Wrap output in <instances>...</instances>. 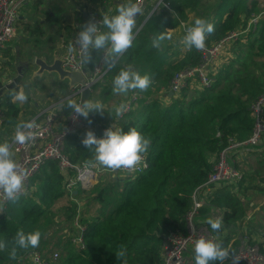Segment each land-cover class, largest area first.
I'll return each instance as SVG.
<instances>
[{"label":"trees","instance_id":"16d2710c","mask_svg":"<svg viewBox=\"0 0 264 264\" xmlns=\"http://www.w3.org/2000/svg\"><path fill=\"white\" fill-rule=\"evenodd\" d=\"M166 1L170 11L150 15L134 37L132 47L119 58L104 81L96 85L100 88L97 89L98 101L105 106V113H89L87 118L88 124L91 121L90 126L106 125L115 120L114 107L119 104L120 95L113 93L112 81L121 69L131 67L142 76L149 75L152 84L147 91L139 92L142 97L119 122V129L127 132L135 127L151 139L146 157L148 168L121 182L100 181L87 190L77 189L76 200L86 199L85 204L78 207L64 190L56 163L46 162L30 179L27 192L20 201L8 203L5 218L0 222V240L8 242L19 230L42 232L40 246L20 251L18 256L36 250L45 258L57 253L53 264H162L160 245L163 237L169 232H185V216L192 205L191 195L206 181L218 154L228 146L229 140L244 141L250 136L253 127L250 106L264 91V14L255 25L250 24V20L260 14L258 0ZM51 2L34 0L33 7L40 3L49 7ZM99 3L103 5V0ZM187 10L194 15L188 23ZM196 18H206L215 26L214 34L206 39V47L231 32L243 31L231 43L233 56L223 63L210 88L198 91L187 86L166 105L158 99L150 100L146 96L155 93L153 90L161 92L162 97L166 96L162 88L167 87L177 71L197 65L200 55L195 49L186 50L179 58L169 60L166 50L153 47L151 36L180 25V22H185L186 28L190 27ZM143 19L142 15L138 23L141 24ZM61 31L59 36L67 40L70 25H65ZM23 32L34 36L41 34L31 29L28 23L23 26ZM25 55L31 59L32 49H28ZM40 56L46 57L43 51ZM11 94L12 91L6 90L0 95L5 103L4 108L0 106L4 126L15 125L17 116L16 110L9 114L15 108ZM69 111L66 105L65 113ZM34 114L35 109L28 110L24 118L29 119ZM89 130L93 131V128L66 139L64 154L72 163L80 164L93 158V152L82 145ZM9 134L11 132L6 131L5 137L0 136V143L8 142ZM231 153L233 158L237 152ZM251 153L255 155L256 150L245 156L250 157ZM233 166L239 168V163ZM244 179H248V185L242 189L244 194L250 189L264 192V186L251 184L253 178L245 176L241 181ZM241 185L242 182L235 187L239 189ZM235 187L218 184L197 216L198 221L204 222L207 229L219 237L223 247L230 245L232 253L240 245V240L234 238L231 241L232 236L228 233L233 231L235 223L245 219L246 213L240 206L241 200L237 199L239 194L233 191ZM62 199L66 200L65 203L58 205ZM215 209L222 212L226 234L223 229L220 233L213 232L207 224L208 218L215 217ZM76 216L85 228L82 247L67 239L79 234L74 225ZM259 247L264 253L263 245L259 244ZM119 251L125 252L122 260L116 258L115 253ZM8 252V248L0 250V264H15L9 259Z\"/></svg>","mask_w":264,"mask_h":264},{"label":"built area","instance_id":"2783aa9c","mask_svg":"<svg viewBox=\"0 0 264 264\" xmlns=\"http://www.w3.org/2000/svg\"><path fill=\"white\" fill-rule=\"evenodd\" d=\"M31 0H0V62H3L2 53L12 41L15 34L16 22L19 20L20 13ZM133 3H138L143 9V23L148 17L156 12L162 10L170 11L166 0H133ZM264 14V1L260 6V14L250 20V24L255 25L260 17ZM140 16L139 14L137 17ZM102 20L95 13L88 14L87 22ZM142 23V24H143ZM134 33V37L140 30L141 25ZM100 31L103 32L104 26L101 24ZM82 24L77 23L71 29L70 36L62 43V67L65 70L78 72L84 78V83H75L69 88V95L64 100H59L55 104L47 106L37 111L32 117L26 120L30 122L35 120L37 127L33 129L35 139L32 143L27 145L13 144V152L15 160L21 165V168L27 172L26 192L30 179L38 173L40 168L48 161L56 163L59 174L63 178L64 190L69 194L72 201L78 204L75 194L77 189H89L97 180L106 173L111 174L110 171L100 167L87 168L86 162L72 163L64 154V145L66 139L70 135H77L83 133L89 128H93V132L97 138H103V133L106 129L113 125L114 129H119L121 118L133 109L137 101L142 97L138 91H132L128 97L122 102L128 106V111L120 117H116V121L111 125L105 126H90L87 119L83 117H76L72 110L65 113V108L68 100L81 102V94L88 90L93 93L94 87L103 81L107 73H109L119 62L114 64L111 69L107 68L102 61L97 59L93 64L86 66L80 63V53L77 48L75 52L69 53V44H74L79 31L82 30ZM239 32H231L218 42L210 47H205L199 52V61L197 65L185 67L177 71L170 79L166 89H162L163 93L171 92L172 94H179L187 86L195 88L198 91L208 89L211 87L216 73L223 65L221 52L228 48L231 43L239 36ZM97 56V53L93 58ZM4 68V67H3ZM3 70V69H2ZM1 70V71H2ZM250 116L253 120V127L250 136L244 141L229 140L228 146L219 154L217 160L213 164L212 171L207 176L206 181L199 185L192 193V205L185 216V232L174 231L166 234L160 245V254L162 264H188L186 253L193 252L195 241L201 237L206 239H213L220 243L219 237L211 233L204 222L197 220L198 212L204 205L210 193L218 184L229 185L231 182H239L243 178V174L233 166L231 159L232 151H242L244 153L264 150V91L254 100L250 106ZM3 124V113L0 107V128ZM100 129V131H99ZM15 134V133H14ZM14 134L9 143L12 142ZM147 167H141L136 171H119L116 174H125L134 177L146 171L148 168V161L146 158ZM113 174V173H112ZM111 175V176H117ZM2 202V199H0ZM5 212L0 213V222L5 218ZM74 225L79 230V234L74 237H67L77 245L82 247V234L85 228L78 222V216L74 219ZM230 248V245L227 246ZM235 256L239 259V264H264V253L260 251L258 243L249 237H244L242 243L236 248ZM57 253H54L50 259L43 257L39 251L32 250L18 256L19 264H53L56 260ZM228 260H232L229 258Z\"/></svg>","mask_w":264,"mask_h":264},{"label":"clouds","instance_id":"9594fccd","mask_svg":"<svg viewBox=\"0 0 264 264\" xmlns=\"http://www.w3.org/2000/svg\"><path fill=\"white\" fill-rule=\"evenodd\" d=\"M117 13L109 17L103 16L102 20L88 21L77 34L74 44H69L68 52L73 53L79 49L81 65L93 64L99 58L109 69L114 66L118 59L126 53L133 44L134 29L137 26V15L143 14V9L138 3L129 2L117 6ZM107 28L106 32L100 31V25ZM165 29L153 39V47H159L165 40H171L170 32ZM215 26L206 18H196L194 24L186 28V34L180 43L187 51L193 49L202 51L206 47V39L214 34ZM97 56L93 58L92 53ZM152 80L149 75H141L128 67L121 69L112 81V91L116 95L125 96L132 91H147ZM19 87V86H18ZM12 100L26 103L29 95L24 90L13 91ZM67 107L75 114L73 117H83L87 119L89 113L103 115L104 105L99 101L84 100L79 103L69 99ZM128 111V106L121 103L114 107L117 117ZM89 124L91 121L89 120ZM37 127L35 120L16 125L15 134L11 143H0V213L5 212L8 203L17 204L21 197L26 194L27 172L15 160L12 150L13 144L27 145L34 141L35 133L33 129ZM82 145L93 152V158L86 161V167L108 170L113 174L119 171H136L141 167H147L146 157L149 153L151 139L142 135L135 127L128 129H114L113 125L106 129L103 138H97L96 134L89 130L82 140ZM211 230L220 233L223 229L225 234L227 229L224 225L223 216L210 217L207 220ZM42 232L39 230L25 233L23 230L16 232L13 239L8 242L0 240V250L9 249L10 260H17L20 251L36 249L40 246ZM194 264H212L219 262L224 264L229 258L233 264H239L238 257L230 252L228 248L213 239L204 237L195 241ZM118 260L125 256L124 251L115 253Z\"/></svg>","mask_w":264,"mask_h":264},{"label":"rangeland","instance_id":"374dc122","mask_svg":"<svg viewBox=\"0 0 264 264\" xmlns=\"http://www.w3.org/2000/svg\"><path fill=\"white\" fill-rule=\"evenodd\" d=\"M51 1H52L51 5L49 7L43 5V3H40L37 4L36 5L37 8H35L36 6L33 7L34 0H31L30 3H28V5L26 6V8H24L20 13V17L22 20L21 19L17 20L14 38L10 42V47L19 45L17 54L20 60L14 61L12 59L13 52L10 48L2 53L4 59L3 62H0V72L3 69V67H5V65L7 67L6 62L7 63L9 62L11 67L10 68L11 76L9 77L11 81L10 85L12 87L11 91L12 92L14 91L15 85L16 86L19 85L18 91L22 89L29 95V100L26 103L12 101L15 105V108L11 109L9 114H13L15 110L17 111V116L14 122L16 125L26 122L27 119L24 117L26 116V112L28 110L37 109L36 111H39L47 106H50V104H53L56 101L66 99L69 95V88L67 81L60 82L58 80L57 75L53 73L43 72L41 75L35 76L34 73L36 72L37 69L33 68L30 65L31 67L29 68V70L26 69L24 73H22V77H20L19 75L20 74L19 65L21 63L20 61L28 60V57H26L25 55V52H27L28 49H32L33 57L34 56L41 57L40 55L42 54V51L48 52L49 49L52 50V53H49V59H51L52 55H54L56 52L60 56L62 55L61 45L64 41V36L62 37L59 36V32L63 29L65 25L69 24L70 17L72 14L71 13L72 9H74L76 5L84 4L83 0H75V1L51 0ZM86 1L87 3H89V5L91 4L93 5L91 1L88 0ZM90 8L92 7H88L87 9ZM45 11L48 12V16L45 14ZM48 17L52 19L47 20ZM188 22L189 21H187L186 23ZM27 23L31 26V29H34V31H37L38 33L41 34H37L34 36V34L24 33L23 26ZM178 28L180 31L177 32L175 31L173 34H171L172 39L165 40V44H163L164 47H169L168 45H170L171 43L172 45H174L173 47L170 46V48H168L169 49L168 55L172 57H173L172 54L177 55V53H180L182 51L183 45L179 43V41L186 34L185 24L179 25L176 29ZM60 33L62 34L64 32L61 31ZM230 46L221 52V58L225 61L229 57L228 51H230L229 49ZM22 47H24V49H22ZM172 49H174V51ZM17 54H15V56ZM225 61H223L222 63H224ZM97 89L100 88L99 87L97 88V86H95L92 93V97L96 101H98ZM0 106L2 108H4L5 106L3 98L0 99ZM3 130H6V126H4ZM2 137H5V134ZM9 139L10 138L8 137V140ZM231 159L232 161L236 160L237 163H239V168L237 169L241 173L243 174L246 173V175H250L254 179L253 182H251V184H258L260 186H264V183L261 184L260 181L258 180L264 177V156L261 155L258 158L253 155L252 157H245L244 161H241L243 159H241L238 155V157H236L235 159L233 158ZM249 164H251V166H249ZM111 175H117V174L106 173L103 176H101V178L98 179L96 183L100 181L105 182L107 180L108 181L118 180L121 182L123 181V179L131 178V176L125 174H118L117 176H111ZM240 182H242V185H241V190L240 188L239 190L240 192H242L243 187L248 185V180H243V181L240 180ZM240 182H231L229 183V185L231 187H235ZM237 199L241 200L240 206L243 209L244 213L247 212V214L245 213L246 214L245 218L249 219L248 223H246L243 226L242 225L240 226L244 227L245 231H248V234L251 238H255L253 239L254 243L261 244L258 242V240L260 239L264 240V192L259 193L258 191L250 189L246 194H244L243 192L242 194L240 193V196L237 197ZM65 201L66 200L62 199L61 201H59L58 205H60V203H65ZM85 201L86 199L84 198L82 200L78 199V204H77L78 207L83 206L85 204ZM41 255L43 254L41 253ZM54 261L55 260H53L52 262ZM3 264H11V263L5 262ZM15 264H19L18 260H15Z\"/></svg>","mask_w":264,"mask_h":264},{"label":"crops","instance_id":"0c3cea01","mask_svg":"<svg viewBox=\"0 0 264 264\" xmlns=\"http://www.w3.org/2000/svg\"><path fill=\"white\" fill-rule=\"evenodd\" d=\"M75 1V0H74ZM84 1V4H82V5H76L75 7H74V9H72V14H71V17H70V22H69V25H70V29H73V26L75 25V24H77V23H81L82 24V27L87 23V18H88V14H90V13H95V14H97L99 17H101V19L103 18V16H105V15H108L109 17H111V16H113V15H116V14H118L117 13V6L118 5H121V4H123V3H125V4H127V3H129V2H132L133 3V0H103V5L101 4V3H99V0H95V2H92L93 3V5L91 4V5H89V3H87V1L86 0H83ZM263 1L264 0H258V8H260V6H261V4L263 3ZM88 7H92V8H90V9H87ZM186 13H185V15L187 16V19H188V21L190 22L192 19H193V17H194V15H193V13H191V12H189L188 10L187 11H185ZM144 14V13H143ZM142 14V15H143ZM142 15H140V16H138L137 17V26H136V28L134 29V33L137 31V29L139 28V26H140V24L138 23V21L142 18ZM173 17H174V19L177 17L175 14L173 15ZM143 23V22H142ZM141 23V24H142ZM183 24H185V26H186V23L185 22H180V25H183ZM144 25V23L141 25V27H140V30H141V28H142V26ZM179 26V24L177 25V26H175V27H173V28H169L168 30H172L171 32H170V35L171 34H173L175 31L177 32V31H180L179 30V28L178 29H176L177 27ZM176 29V30H175ZM139 30V31H140ZM107 31V28L106 27H104V29H103V32H106ZM138 31V32H139ZM155 37L156 35H152L151 36V38L152 37ZM151 43H152V45H153V42H152V40H151ZM174 43H176V42H174ZM179 43H180V41H179ZM12 44V43H11ZM163 44H165V41H163L162 43H161V45L159 46V47H155L156 49H158V50H161V51H167V54H168V48H170V46L171 47H173L174 45H172V43L170 44V45H168L169 47H164V45ZM16 46H18V45H16ZM11 49L12 50V52H13V55H14V53L15 54H17V52L14 50V47L12 46V47H10V43L8 44V46H7V48L4 50V51H6L7 49ZM230 49V48H229ZM173 51H174V49H172ZM186 50L184 49V46H183V48H182V51L180 52V53H177V55H174V54H172L173 55V57L172 56H170L169 57V60H171V59H176V58H179L180 56H182V54L185 52ZM232 51L230 50V51H228V56L229 57H232L233 56V54L231 53ZM92 55L93 56H95L96 55V52H93L92 53ZM7 63V62H6ZM220 66H222V65H220ZM103 81H104V79H103ZM102 81V82H103ZM101 83V82H100ZM68 84V83H67ZM166 87V86H165ZM2 88L3 87H1L0 86V89H1V91H0V95H1V93L3 92L2 91ZM154 89V88H153ZM162 89H166V88H162ZM153 91H155V93H153V94H150V95H147L146 97H148L150 100H152V99H158L160 102H161V104H163V105H166V104H168V103H170V100L172 99V98H176L178 95H176V94H172V93H170V92H168V93H165V95L166 96H164V97H162V94H161V92H157L156 90H153ZM152 91V92H153ZM130 94V92L127 94V97H128V95ZM92 97V96H91ZM126 96H121L120 95V102H119V104H121L126 98H127ZM147 98V99H148ZM48 99H50V98H48ZM96 101V100H95ZM57 102V101H56ZM56 102H54L53 104H55ZM118 104V105H119ZM50 105H52V104H50ZM111 106H112V104H111ZM115 106H117V105H115ZM105 107V106H104ZM113 107H111V109H112ZM37 109H35V113L37 112L36 111ZM116 121V118H115V120H113V122H111V123H109V124H106V125H111L112 123H114ZM118 124H119V122H118ZM97 126H105V125H97ZM3 128H4V125H2V127L0 128V136H3L6 132L5 131H10L11 132V135H10V139H11V137H12V135L15 133V128H16V124L15 125H13V126H6V130H3ZM5 132V133H4ZM9 136V135H8ZM8 136H6V139H7V137ZM10 139L8 140V142L10 141ZM236 152L237 153H234L235 154V156H233V159H235L236 157H238V155H239V157L241 158V159H243V160H241V161H244V159H245V154L246 153H244V152H242V151H239V150H236ZM264 156V151L262 150V149H260V150H258V151H256V154L254 155V156H256V157H260V156ZM250 157H252V153H251V155H250ZM233 163H237V161L236 160H233ZM243 174V173H242ZM245 176H247V177H251L250 175H244L243 174V178L245 177ZM242 178V179H243ZM252 178V177H251ZM263 179H264V177H262V178H260V179H258L259 181H260V183L262 184V183H264V181H263ZM244 180H248V179H244ZM254 180V179H253ZM240 188V190H241V186L239 187ZM240 190L237 188V187H235L234 189H233V191H234V193L236 194H239V196H240ZM213 212H215V214H214V216L216 217V216H221L222 215V212H219V210H217V209H215V210H213ZM246 214H247V212H246ZM246 214H245V216H246ZM248 221H249V219L247 218H245L242 222H237L236 224H235V227H233L234 229H233V231H230L228 234L230 235V236H232V239H231V241L234 239V238H238L239 240H240V244L242 243V241H243V239H244V237H249V234H248V231H245L244 230V227H242L243 225H245L246 223H248ZM240 225H242V226H240ZM252 239H255V238H252ZM262 241H264V240H262V239H260V240H258V242L259 243H261V244H264V242H262ZM263 247H264V245H263ZM194 255H195V253H191V252H189V253H186V257H187V262H188V264H194ZM224 264H233V262H232V260H227V261H225L224 262Z\"/></svg>","mask_w":264,"mask_h":264},{"label":"water","instance_id":"95a60500","mask_svg":"<svg viewBox=\"0 0 264 264\" xmlns=\"http://www.w3.org/2000/svg\"><path fill=\"white\" fill-rule=\"evenodd\" d=\"M19 19H21V17H19ZM154 36L151 38L152 42H153ZM15 51H18V46L15 47ZM45 58L47 59V61L45 60ZM32 57L31 59L27 60L28 64L31 65L33 68H36V72L34 73V75H41L43 72L46 73H53L55 75H57L58 80L60 82L62 81H67L68 83V88H71L72 85H74L75 83H84V78L81 76V74H79L78 72H73V71H68L65 70L62 67V60L60 59V56L58 54H54L52 55L51 59H49V57ZM27 66V65H26ZM30 66V67H31ZM9 68L7 69H3L0 72V86L4 87L6 86V88L8 89L9 85L7 84H11V81L9 82V77L11 76V71H10V66H8ZM20 77H22V74L20 73ZM9 82V83H7ZM15 85V83H14ZM1 91V89H0ZM171 93V92H170ZM125 96L127 97V94H125ZM93 100L95 101V99L93 97H91V93L88 90L83 91V93L81 94V100ZM100 131V129H99Z\"/></svg>","mask_w":264,"mask_h":264},{"label":"flooded vegetation","instance_id":"af4514ba","mask_svg":"<svg viewBox=\"0 0 264 264\" xmlns=\"http://www.w3.org/2000/svg\"><path fill=\"white\" fill-rule=\"evenodd\" d=\"M16 46V45H15ZM15 46H14V50H15ZM44 52V54L47 56V57H49V53H52V50L51 49H49L48 50V52H45V51H43ZM57 53V52H56ZM55 53V54H56ZM58 54V53H57ZM59 55V54H58ZM60 56V55H59ZM12 59L14 60V61H18V60H20L19 59V56H18V54L15 56V53H14V55H13V57H12ZM45 60L47 61V59L45 58ZM21 63H20V65H19V69H20V73L22 74V73H24V71L27 69V70H29V68H30V65L28 64V62H27V60H21L20 61ZM19 63V62H18ZM7 64V67L8 66H10V63L8 62V63H6ZM27 65V66H26ZM6 67V65H5V67L3 68V69H6L7 68ZM20 75V74H19ZM9 82H10V80H9ZM9 82H7V83H9ZM7 85H9L8 87V89L6 88V86H4L3 88H2V91H6V90H8L9 92L11 91V85L10 84H7ZM13 86V85H12ZM18 86L19 85H15V88H14V90H16V91H18Z\"/></svg>","mask_w":264,"mask_h":264}]
</instances>
